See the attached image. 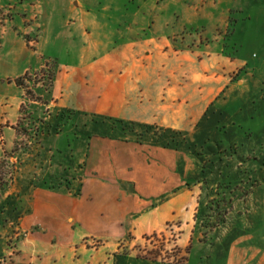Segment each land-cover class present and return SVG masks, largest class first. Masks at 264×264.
I'll use <instances>...</instances> for the list:
<instances>
[{"label":"rangeland","instance_id":"1","mask_svg":"<svg viewBox=\"0 0 264 264\" xmlns=\"http://www.w3.org/2000/svg\"><path fill=\"white\" fill-rule=\"evenodd\" d=\"M33 1L32 4L30 0L16 2L20 6L25 3L23 6L29 9L33 21L37 18L41 26L40 32L36 30L38 44L34 48L35 44L23 37L30 46L26 47L27 56L22 58L11 50L6 52L7 59L17 63L0 66V94L5 98L10 91L7 76L16 73L14 64L29 60L30 54L35 53L36 58L32 60L36 59L43 67L23 78L40 84L43 96L32 98L37 102L33 117L32 108L28 104L21 105L18 125L26 126L21 128L22 136L17 144L25 150L29 134L36 141L44 140L46 150L40 149L38 153L39 173L48 167L49 152L53 171L47 174L48 181H43L42 185L49 190L67 192L66 180L84 173L76 166L80 151L75 145L79 144L83 152L82 141L88 145L97 137L107 141L108 147L101 155L104 161L111 162L110 158L115 157L122 164L126 158H134L130 155L131 148L122 152L120 148L110 147V142L127 144V138L132 142L133 136L138 138L136 131L110 128L112 123L119 125L113 117L118 101L110 98L113 96L111 81L119 72L116 64L120 62L124 66L133 54L132 45L143 48L146 40L158 37L168 39L171 44L173 40L181 41L186 37L189 45L191 38L200 41L201 36L204 43L207 38L225 40L227 29H233L249 7L260 0H216L204 6V10L199 8L196 14L195 9H189L188 0ZM193 1L200 3V0ZM15 17L21 20L18 15ZM222 18L227 19V23ZM242 22L245 21L239 20V24ZM228 38L231 41L226 46L223 41L220 45V53L226 60L241 50L235 40H242V35L234 38L230 34ZM215 44L210 43L214 48ZM234 73L238 74L233 72L231 80L236 79ZM1 78L5 79V84ZM55 80L53 90L59 91L61 97L53 101L50 92ZM11 82L14 83V79ZM79 87L94 98L101 94V89L111 95L106 101L96 99L90 103L86 97L82 98ZM44 99L50 101L43 105ZM4 102L7 104L8 99ZM134 125L140 134L151 132L153 138H160L163 147L186 154L188 161L179 155L176 165L181 188L185 191L166 184L154 189L155 192L147 191L139 200L133 198L134 204L121 232L110 239L73 226L68 228V237L57 233L58 242H53V234H43L49 242L48 249L59 250L61 254L57 264H256L260 257L264 260V85L230 113L207 116L201 130L196 132L198 142L189 137L184 140L179 131ZM26 127L31 130L27 131ZM48 137L50 151H47ZM141 139L135 141L141 143ZM15 147L18 150V146ZM11 157H15L13 150L5 152L0 161V201L5 206L16 197L11 183L17 164L10 161ZM111 173L110 168L104 167L102 178L109 181ZM126 174L128 177L136 175L140 181L137 173ZM121 180L117 179L122 186ZM78 190V185L73 186L74 197ZM140 200L147 201V206L140 204ZM18 233L14 227L7 229V249L12 247L13 238L27 234ZM18 248L27 252L28 261L32 250L20 243ZM117 251L119 258L112 254ZM99 252L104 256H99ZM8 257H3L0 264H5Z\"/></svg>","mask_w":264,"mask_h":264},{"label":"crops","instance_id":"2","mask_svg":"<svg viewBox=\"0 0 264 264\" xmlns=\"http://www.w3.org/2000/svg\"><path fill=\"white\" fill-rule=\"evenodd\" d=\"M16 1L0 0V66L2 67L16 62L7 59L6 52L9 50L22 58L27 56L26 47L30 46L23 37H28L30 41L28 43L33 42L36 48L38 44L36 30L39 29V32L41 30L37 18L33 21L29 9L23 6L25 3L20 6ZM33 2L30 0L31 4ZM199 2L198 5V2L193 0L187 1L190 5L189 9H195V14L198 13L199 8L204 10V6L216 3V0ZM192 14L194 19V12ZM16 15L21 20L16 18ZM222 20L227 23V19L222 18ZM239 20L245 22L239 24ZM239 20L233 29H227L228 36L233 34L236 38L242 35V40L239 42L235 40V43L240 44L238 46H241V50L232 59L226 60L220 53L221 41L224 45L231 41L228 36L225 40L218 37L207 38L205 43L202 36L200 41L191 38V45L186 37H182L181 41L173 40L172 44L168 39L158 37L146 40L143 48L132 45L133 54L126 60L124 66L120 62L116 64L119 72L111 81L110 91L113 96L110 98L118 101L113 113L116 121L179 131L183 133L184 140L189 137L191 141L198 142L199 137H195L196 132L201 130L207 116L217 114L223 116L247 102L264 85V1L260 0L252 4L248 13ZM211 42H216L215 48L210 45ZM29 57V60L14 64L16 73L7 76L10 91L5 94V98L0 94V161L5 152L13 150L15 157H11L10 161L17 164L11 183V190L16 195L12 201L14 203L10 202L5 206L2 205V200L0 201V260L9 256L5 264H57L61 254L59 250L48 249L49 242L43 234H53V242H58L57 233L68 237V228L73 226L84 227L91 234L102 238L110 239L112 236H117L125 224L127 213L134 204L133 198L139 200L147 191L155 192L161 185L174 184L175 189L181 188L180 176L176 172V165L179 162L177 158L180 155V158L186 159L187 156L177 150L163 147L162 140L155 136L153 138L151 132L146 135L140 134L134 126L132 130H126L132 133L136 131L138 138L133 136V142L129 138L126 140L127 144L110 142L112 149L117 147L122 149V152L131 148L133 151H130V155H134V158L128 157L122 164L117 162L115 157L110 158L111 162L108 159L104 161L101 155L108 147L107 141L98 137L92 139L89 145L82 141L83 152L79 149V144L75 145L80 151V160L77 161L76 166L82 168L84 173L66 180L67 192L45 188L42 182L47 180V174H51L53 168L49 152L46 161L48 167L44 172L39 173L41 161L38 153L40 149L46 150L44 140L36 141L32 139V134H29L25 150L22 151L17 144L22 136L20 130L26 126V124L22 127L18 125L21 105L28 104L27 106L32 108L30 112L33 117L37 102L32 98L43 96L40 84H34L28 78H23L43 67L36 59L32 60L36 58L35 53L30 54ZM233 72H238V74L234 73L235 80L230 78ZM1 79L5 84V79ZM12 79L14 83L11 82ZM17 79L21 81L23 87L16 84ZM56 84L55 80L51 86L50 100L53 101L61 97L59 91L53 90ZM24 88L29 89L31 93ZM79 89L82 98L86 97L90 103L96 99L106 101L111 95L100 88L101 94L94 98L90 92L81 87ZM5 99H8L7 104L4 102ZM50 100L44 99L41 104H47ZM57 105L59 106V103ZM26 128L27 131L31 130L29 127ZM110 128L122 131V127L115 123H112ZM139 138H142L141 143L135 141L140 140ZM48 141L49 137L47 151H50L51 146ZM76 142L79 143V140ZM15 145L18 146V150L15 149ZM104 167L112 170L109 181L102 178L101 172ZM127 172L137 173L140 181L136 175L128 177ZM119 178L122 179V186L118 184ZM75 185L79 187L77 197L71 193ZM130 188L133 189L131 192H129ZM8 194L5 193L4 197L7 198ZM139 202L145 206L148 203L141 200ZM95 203L98 206H95ZM166 221L167 218H164V222ZM9 227L19 231L18 235L23 232L27 234L23 237L20 235L19 239L13 238L12 247L7 249L5 243ZM28 229L31 231L27 232ZM19 243L32 250L28 261L27 252L24 253L18 248ZM99 254L104 256L100 252ZM112 254L115 258H119L118 251ZM229 260H232L231 255ZM256 264H264V260L260 257Z\"/></svg>","mask_w":264,"mask_h":264},{"label":"trees","instance_id":"3","mask_svg":"<svg viewBox=\"0 0 264 264\" xmlns=\"http://www.w3.org/2000/svg\"><path fill=\"white\" fill-rule=\"evenodd\" d=\"M15 82L19 86L23 87V85H22V83H21V81L19 79H17ZM116 122L119 123V125L122 127L123 131L132 130L134 128V126H135L133 123H124L122 121H116ZM168 264H171V263H168ZM172 264H177V263H172Z\"/></svg>","mask_w":264,"mask_h":264}]
</instances>
